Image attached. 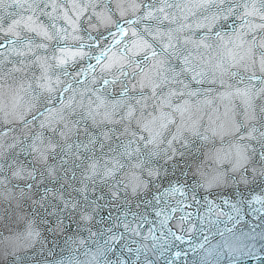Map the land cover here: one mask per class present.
<instances>
[{
	"label": "snow or ice",
	"instance_id": "obj_1",
	"mask_svg": "<svg viewBox=\"0 0 264 264\" xmlns=\"http://www.w3.org/2000/svg\"><path fill=\"white\" fill-rule=\"evenodd\" d=\"M0 264H264V0H0Z\"/></svg>",
	"mask_w": 264,
	"mask_h": 264
}]
</instances>
